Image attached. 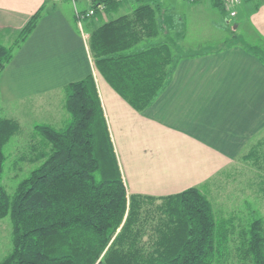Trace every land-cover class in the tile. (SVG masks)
Instances as JSON below:
<instances>
[{
    "label": "trees",
    "instance_id": "16d2710c",
    "mask_svg": "<svg viewBox=\"0 0 264 264\" xmlns=\"http://www.w3.org/2000/svg\"><path fill=\"white\" fill-rule=\"evenodd\" d=\"M101 1L119 8L123 0H94L93 6ZM213 5L226 11L219 0ZM160 7L140 0L90 36L96 67L137 109L151 103L172 73L167 42L137 47L160 32ZM42 11L28 18L12 43L0 40V74ZM64 106L65 125H34L31 159L42 161L12 194L1 182L4 146L19 123L0 113V219L9 214L12 222L11 250L0 264H221L219 248L227 249L235 227L217 220L199 186L164 196L127 192L92 73L65 85ZM261 142L243 157L262 154ZM239 233L240 264H264V218L255 217Z\"/></svg>",
    "mask_w": 264,
    "mask_h": 264
},
{
    "label": "crops",
    "instance_id": "0c3cea01",
    "mask_svg": "<svg viewBox=\"0 0 264 264\" xmlns=\"http://www.w3.org/2000/svg\"><path fill=\"white\" fill-rule=\"evenodd\" d=\"M139 1L123 0L117 14L115 2L102 9L93 6L94 0H0L4 37L43 7L0 74V111L2 105L59 93L66 117L65 85L92 73L127 192L164 196L211 183L210 178L234 167L264 127V55L228 35L245 21L244 32L249 28L264 40V0H242L234 15L215 7V0H165V9L157 1L160 32L137 47L167 42L172 73L143 109L107 81L90 48L95 27L132 12ZM76 8H95L82 28ZM200 14L211 24L200 26Z\"/></svg>",
    "mask_w": 264,
    "mask_h": 264
},
{
    "label": "rangeland",
    "instance_id": "374dc122",
    "mask_svg": "<svg viewBox=\"0 0 264 264\" xmlns=\"http://www.w3.org/2000/svg\"><path fill=\"white\" fill-rule=\"evenodd\" d=\"M156 1L162 3L164 9L166 8L165 0ZM122 8L120 7L116 10V13H122ZM198 24L200 26H208L211 23H209L208 18L205 20L200 14V23ZM198 24L193 23L192 25ZM240 24L236 31H230L228 35L234 36L235 41L247 43L251 48H255V50L264 55V40L259 39L249 28H247L246 34L242 28V25H245V21ZM15 35L16 32L6 37L0 35V40L10 44L14 40ZM193 36V34H190L189 38ZM60 97L61 94L55 93L49 96L32 98L27 100L26 103L19 102L2 105L3 109L0 113L4 114L6 112L7 117L10 115L19 123V129L4 146L7 159L1 182L10 194L14 192L19 181L28 176L31 170L42 161L31 159L32 142L38 140V138H33L32 135L34 125L50 122V124L58 127L65 125L69 120V114L66 117L61 116ZM43 101L46 103H43ZM261 139L264 140V127L255 135L254 144L248 145L243 153H247L252 146L259 145L258 141L261 142ZM262 142V154H259L258 157L251 155L252 157L245 159L242 155L235 161L234 167L223 171L219 176L210 178L212 180L211 183L199 186L202 190L207 191L206 194L212 201L217 220L224 223L230 222L235 227V231H231L228 234L227 249L222 246L219 248L221 264H240L239 253L236 250L240 228L247 226L249 221L255 217L264 218V141ZM38 144L42 145L40 141ZM159 201L160 199H157V202ZM11 229V218L7 214L0 219V259L11 250Z\"/></svg>",
    "mask_w": 264,
    "mask_h": 264
},
{
    "label": "built area",
    "instance_id": "2783aa9c",
    "mask_svg": "<svg viewBox=\"0 0 264 264\" xmlns=\"http://www.w3.org/2000/svg\"><path fill=\"white\" fill-rule=\"evenodd\" d=\"M219 1H221V3L228 9L230 15H234V14H236V9H235L236 4L242 0H219ZM105 7H106V4L104 2H102V1L99 2L98 8L103 9ZM75 12H76V15L78 18L79 26L82 28L83 27V23H82L83 19L86 16H90V15L94 14L95 8H90L86 11H81V10L76 8Z\"/></svg>",
    "mask_w": 264,
    "mask_h": 264
}]
</instances>
